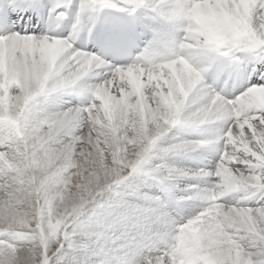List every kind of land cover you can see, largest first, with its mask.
Listing matches in <instances>:
<instances>
[{
  "label": "snow or ice",
  "instance_id": "6c2138e0",
  "mask_svg": "<svg viewBox=\"0 0 264 264\" xmlns=\"http://www.w3.org/2000/svg\"><path fill=\"white\" fill-rule=\"evenodd\" d=\"M0 264H264V0H0Z\"/></svg>",
  "mask_w": 264,
  "mask_h": 264
}]
</instances>
